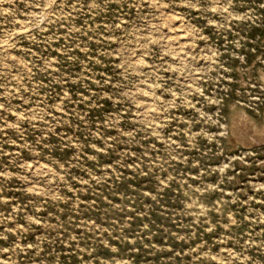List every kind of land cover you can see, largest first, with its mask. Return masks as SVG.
<instances>
[{"label":"rangeland","instance_id":"1","mask_svg":"<svg viewBox=\"0 0 264 264\" xmlns=\"http://www.w3.org/2000/svg\"><path fill=\"white\" fill-rule=\"evenodd\" d=\"M263 129L264 0H0V264H264Z\"/></svg>","mask_w":264,"mask_h":264},{"label":"bare ground","instance_id":"2","mask_svg":"<svg viewBox=\"0 0 264 264\" xmlns=\"http://www.w3.org/2000/svg\"><path fill=\"white\" fill-rule=\"evenodd\" d=\"M166 18L170 21V23H174V21H175V18H174L173 16L169 15V14L166 15ZM177 19H178V18H177ZM175 23H176V22H175ZM177 24H178V23H177ZM180 27H182V25H181ZM178 28H179V27H178ZM174 29H175V28H174ZM174 29H173V31H174ZM174 32H175V31H174ZM176 32H177V30H176ZM177 33H178V32H177ZM177 33H176V35H175V38H176L177 41H178V40L181 39V37H180L181 34L178 35L179 33H178V34H177ZM180 33H182V32H180ZM182 34H183V33H182ZM185 36H186V35H185ZM185 38H186V37H185ZM168 39H169V38H168ZM184 40H187V39H184ZM170 41H171V39H170ZM181 41H183V40H181ZM187 41H188V40H187ZM187 41H186V42H187ZM179 42H180V41H179ZM179 42H178V43H179ZM176 44H177V43H176ZM177 45H178V44H177ZM179 45H180V44H179ZM184 45H185V44H184ZM150 109H151V108H150ZM147 110H149L148 107H147ZM234 123H236V122H234ZM237 124H238V123H237ZM236 126H238V125H236ZM236 126H235V127H236ZM233 128H234V127H233ZM240 128H241V127H240ZM238 129H239L238 127L235 128V130H237V131H238ZM263 130H264V129H263ZM235 132H236V131H235ZM242 133H243V132H242ZM239 134H241V133H239Z\"/></svg>","mask_w":264,"mask_h":264}]
</instances>
